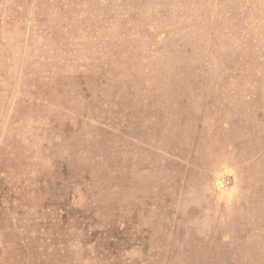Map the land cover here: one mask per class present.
<instances>
[{"label":"rangeland","instance_id":"1","mask_svg":"<svg viewBox=\"0 0 264 264\" xmlns=\"http://www.w3.org/2000/svg\"><path fill=\"white\" fill-rule=\"evenodd\" d=\"M0 264H264V0H0Z\"/></svg>","mask_w":264,"mask_h":264}]
</instances>
